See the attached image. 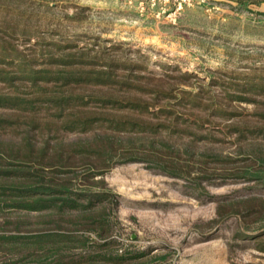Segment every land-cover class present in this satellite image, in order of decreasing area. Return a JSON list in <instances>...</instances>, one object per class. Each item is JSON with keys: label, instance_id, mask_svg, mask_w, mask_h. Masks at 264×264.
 <instances>
[{"label": "rangeland", "instance_id": "rangeland-1", "mask_svg": "<svg viewBox=\"0 0 264 264\" xmlns=\"http://www.w3.org/2000/svg\"><path fill=\"white\" fill-rule=\"evenodd\" d=\"M17 55L35 69L62 71L87 68L84 62L94 55L92 68L113 59L118 74L205 90L207 101L217 98L231 114L222 118L198 107L194 118L207 122L199 129L191 125L193 135L153 137L167 165L157 168L147 149L152 138L104 125L85 132L65 126L86 113L123 115L98 102L62 115L43 104L34 111L0 107V116L12 120L0 130V168L59 164L76 185L90 168L105 170L102 177L117 205L106 206L108 235L115 242L104 250L133 257L124 264H264L254 239L240 234L245 228L248 236L264 231V0H0V71L19 74L12 59ZM82 55L88 59L79 63ZM14 82L0 81V93L19 88L25 98L33 96L25 93L33 91L29 83ZM59 84L43 86L53 93L65 89ZM240 94L252 101L233 97ZM178 110L188 113L186 107ZM202 136L208 137L197 138ZM108 141L113 149L104 165L73 151L89 144L104 148ZM75 219V213L6 208L0 210V235L72 231ZM84 235L92 239L87 247L64 250V260L98 251L95 233ZM55 261L50 252L0 245V264Z\"/></svg>", "mask_w": 264, "mask_h": 264}, {"label": "trees", "instance_id": "trees-1", "mask_svg": "<svg viewBox=\"0 0 264 264\" xmlns=\"http://www.w3.org/2000/svg\"><path fill=\"white\" fill-rule=\"evenodd\" d=\"M95 55L84 62L87 68H72L64 71L49 68L35 69L31 64L32 61L25 62L20 55L15 56L12 59L18 61L19 74L0 71V81L10 85H16L14 81L18 80L27 82L33 87V91L25 93H31L33 96L25 98L22 96L24 92H20L19 88L12 94L0 93V107L34 111L43 104L46 108H55L58 115H62L65 110H73L80 106H87L90 102H98L101 107L112 108L123 115L101 116L86 113L75 119H69L65 126L70 130L85 132L94 125H104L113 132L129 131L152 138L148 140L147 149L153 152L150 159L157 164V168H167V165L165 166L160 156L157 155L158 148L154 146L153 137L155 138L162 132L170 136L181 133L190 134L188 129L193 124L198 126V129L204 127L207 119L205 121L200 118L196 120L193 116L194 109L198 107H203L204 110L209 109L211 114L222 118L231 114L225 110L217 98L211 96L207 101L205 95L208 92L205 90L167 88L149 82L151 78L147 75L118 74L115 71L116 63L113 59L107 58L103 66L92 68L97 60ZM84 57L82 55L79 58V63H83L82 58ZM75 62L78 63L77 60ZM181 76L187 77L188 74L183 73ZM49 82H60L59 85L65 89L48 93L43 85ZM76 88L93 90L91 93L83 94L75 92ZM102 89L108 92L98 91ZM233 97L240 101H252L251 97L242 94ZM178 107H186L188 113L180 112ZM10 123L12 120L0 116V130L5 129ZM203 137L208 136L197 138ZM112 143V141L105 142L104 148L96 147V144L82 145L73 151L82 155L83 158L94 156V160L101 161L99 165H104L102 163H105L106 152L110 153L113 149ZM145 157L131 158L133 159L131 161L144 160ZM1 164L3 163L0 162ZM12 165L15 164H10ZM37 165L30 168L24 166L0 168V174L5 177L4 179H11L10 182L0 181V210L8 208L49 211L62 216L75 213L74 221L78 227L72 231L52 230L26 235L2 234L0 245L4 249L12 250L18 246H29L36 250L50 252L52 256H55L56 261L53 264H80L81 262L83 264H124L133 258L126 253L113 255L104 250L115 242L108 235L111 222L105 213L106 206L108 204L117 205L115 199L117 195L107 187L102 177L105 170L90 168L76 185L72 181L74 177L68 174L70 171L62 168L63 165L48 164L50 166L48 169L43 164L37 163ZM47 170L49 172H45ZM97 176L99 178L95 180ZM21 178L23 181L16 180ZM97 207L99 209L94 212ZM79 230L83 232L81 235L77 233ZM249 231H251L249 228H245L240 233L241 238L254 239L257 249L264 252V231L248 236L246 233ZM84 232L95 233L99 238V242L94 241L98 251L83 256L80 261L64 260L63 257L66 255L64 250L73 247H87V243L92 239L90 236H85Z\"/></svg>", "mask_w": 264, "mask_h": 264}]
</instances>
